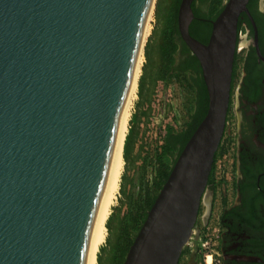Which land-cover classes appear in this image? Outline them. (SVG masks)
Returning a JSON list of instances; mask_svg holds the SVG:
<instances>
[{
    "label": "water",
    "instance_id": "95a60500",
    "mask_svg": "<svg viewBox=\"0 0 264 264\" xmlns=\"http://www.w3.org/2000/svg\"><path fill=\"white\" fill-rule=\"evenodd\" d=\"M194 1H181L178 26L200 61L209 109L123 264H179L203 201L208 215L213 207L209 182L250 0L226 1L208 43L191 33ZM156 3L0 0V264H87Z\"/></svg>",
    "mask_w": 264,
    "mask_h": 264
},
{
    "label": "trees",
    "instance_id": "16d2710c",
    "mask_svg": "<svg viewBox=\"0 0 264 264\" xmlns=\"http://www.w3.org/2000/svg\"><path fill=\"white\" fill-rule=\"evenodd\" d=\"M181 1L182 0H174L173 7L167 17L166 23L161 28L160 32H162V35L159 37V41L154 45H149L147 48L146 56L148 61L151 62V69L148 67L145 68L146 70L141 80L139 92L141 96L140 105L146 100V79L149 77L150 73V81L153 85H156L158 82H164L165 84L179 83L183 88L186 86L188 89H195V111L193 113L192 110L188 108L184 110L185 115L186 111L188 113V120L183 122L181 128L168 127L165 143L161 148H155L147 152H145V141L142 140V142H139L137 138L138 130L136 129H138V125L142 126L143 123L144 126H146L145 130H147L151 122L152 101L148 103V108L146 110H141L140 117L139 114L134 115L131 130L125 142L124 158L127 161L126 173L132 170L135 176L138 175L141 177L144 184H142V190L136 201L130 202V199H127L129 205L125 217L118 219L117 224H114L116 221L115 214H111L112 216L108 219L107 227L111 234L108 242L112 247L109 264L124 263L130 247L134 243L159 192L169 178L179 155L198 126L204 120L209 109V93L199 59L194 54L185 64H181L178 59V55L181 51L183 54L190 52L189 47L181 37L178 26ZM197 1L198 0H195L193 3L196 18L193 20L190 30L194 37L208 43L213 29L212 21L221 13L225 0H201L206 3H211L213 13V18L211 19L201 14V11L196 6ZM136 123L138 124L137 128ZM177 147L178 153L172 162L170 158L173 155V149ZM224 149L225 147L221 145L216 154L209 184H214L215 182L214 171L216 160L218 159L219 153ZM133 152L135 153L132 155ZM122 177L124 179L122 191L125 193L126 183L129 185L134 183L132 180L127 182L128 178L126 174ZM129 219L132 224L128 222ZM104 249L105 248H103V250ZM99 259L101 262L102 257L98 256V264Z\"/></svg>",
    "mask_w": 264,
    "mask_h": 264
},
{
    "label": "flooded vegetation",
    "instance_id": "af4514ba",
    "mask_svg": "<svg viewBox=\"0 0 264 264\" xmlns=\"http://www.w3.org/2000/svg\"><path fill=\"white\" fill-rule=\"evenodd\" d=\"M248 7L250 14L244 12L239 22L248 52L239 89L236 174L224 192L216 190V181L209 184L213 207L209 215L207 208L201 227L206 229L217 220L220 231L215 255L208 258L195 249L188 264H264V0H250ZM241 40L240 35L239 44ZM192 56L191 50L182 53L180 63Z\"/></svg>",
    "mask_w": 264,
    "mask_h": 264
},
{
    "label": "rangeland",
    "instance_id": "374dc122",
    "mask_svg": "<svg viewBox=\"0 0 264 264\" xmlns=\"http://www.w3.org/2000/svg\"><path fill=\"white\" fill-rule=\"evenodd\" d=\"M225 3L224 5L226 4ZM174 0H157L156 6L153 9L152 12V18L149 21V26H150V34L146 40L145 43V48H144V62L142 65V73L139 79V86H138V92H137V97H135L133 104H132V109H131V119H130V124H129V132L131 130L132 126V120L134 118L135 114H139V117L141 116V110L144 111L148 108V103L150 101H154L158 94L164 93V90H167L166 95L167 98H170V96L174 95L172 97L171 102L172 106L176 107L177 110L181 111L182 113V120L180 124L178 125V128H181V125L183 122L188 120L187 116V111L186 115L184 110L190 109L194 113L195 111V100H196V92L195 89H188V87L181 86L179 83H164V82H158L156 85L151 84L150 81V73L149 77L146 79V89H145V102L140 105L141 102V96L139 94L140 92V84L141 80L143 78V75L145 73V68L148 67L151 69V62L148 61V58L146 56V51L149 45H154L159 41V37L162 35L161 28L163 25L166 23L167 17L170 14V11L173 7ZM197 8L201 11V14L205 15L209 19L213 18V13L211 9V3H206L201 0H198L196 3ZM242 36V40L240 41L237 56H236V61H235V67H234V78H233V87H232V98H231V105H230V110L228 114V122H227V127H226V132L223 137L221 145H223L225 148L231 150L234 154V151L237 149V139H238V132H239V123H240V118H241V112H240V100H239V89L240 85L243 80L244 72H245V64H246V59H247V52H248V40L245 35V32H242L240 34ZM244 36V37H243ZM153 47V46H152ZM156 58V56H155ZM179 61L182 60V51L178 55ZM148 64V66H147ZM187 84V82H186ZM185 85V84H184ZM181 100L183 103H181ZM140 105V106H139ZM184 113V114H183ZM141 119V118H140ZM190 120V119H189ZM137 123H136V128H137ZM145 128L144 124L142 123L141 125H138V133H137V138L139 142H142V140L145 141ZM139 134V136H138ZM128 138V136H127ZM126 145V144H125ZM135 152L132 153V155ZM178 153V147L173 149V155L170 158V161L173 162V159L175 158L176 154ZM127 161L125 160V167L122 176L126 174L128 180L127 182H130L131 180L133 181L134 184H127L125 187V193H123V182L124 179L123 177L121 178V186H120V192L118 195V198L116 199V203L113 206V211L112 215L115 214L116 216V221L114 224H117V220L121 219L126 216L127 214V208L129 203H127V199H130V202L136 201L137 198H139V194L141 192L142 184L143 181L140 176H135L133 174V171L130 170L129 173H126V165ZM216 181V180H215ZM216 190L220 192H224L226 188H228L227 185H224L222 182L216 181ZM129 197V198H128ZM219 205V204H218ZM218 205H216L218 207ZM207 204L206 202L203 201L201 210H200V217L198 220V227L195 228V232L193 234V237L191 238V245L187 244V246L184 249L183 255L181 257V262L180 264H188L189 259H191L192 254L194 253V249H197L199 253H202V243L200 241V238L205 236L206 231L201 227L202 226V219L207 211ZM217 210L215 211L216 214ZM214 214V218L216 219ZM111 215V216H112ZM217 220L212 221L213 223H216ZM128 222L132 224L131 220L129 219ZM109 236H111L110 231L108 229V237L106 242L101 246L100 252L98 256L102 257V260L100 262L99 259V264H109L110 261V254L112 252V247L111 244L108 242ZM103 248H105L103 250Z\"/></svg>",
    "mask_w": 264,
    "mask_h": 264
},
{
    "label": "built area",
    "instance_id": "2783aa9c",
    "mask_svg": "<svg viewBox=\"0 0 264 264\" xmlns=\"http://www.w3.org/2000/svg\"><path fill=\"white\" fill-rule=\"evenodd\" d=\"M166 92L167 90H164V93L158 94L157 98L152 101L151 122L147 130H145V152L155 148H161L165 143L167 128H178L182 120L181 111L177 110L175 106H172L171 99L172 97L175 98V96L171 95L170 98H167ZM181 103H183L182 100ZM235 174V156L231 150L225 148L219 153L218 159L216 160L214 178L216 181L222 182L231 188L230 183L235 177ZM204 231H206L205 236L203 235L200 238L202 253L203 256L212 258L216 253L220 228L217 223H212ZM188 244L191 245V241Z\"/></svg>",
    "mask_w": 264,
    "mask_h": 264
},
{
    "label": "bare ground",
    "instance_id": "6f19581e",
    "mask_svg": "<svg viewBox=\"0 0 264 264\" xmlns=\"http://www.w3.org/2000/svg\"><path fill=\"white\" fill-rule=\"evenodd\" d=\"M151 18L152 15L148 20L144 44L146 43V40L150 34L151 29L149 26V21L151 20ZM143 52L139 57L134 82L121 116L111 169L98 206V210L92 228V240L87 264H98V255L101 246L106 242L108 236L107 222L112 214L113 206L116 203V199L118 198L120 192L121 178L125 167V142L129 132L132 104L135 97H137L139 79L142 73V65L144 62Z\"/></svg>",
    "mask_w": 264,
    "mask_h": 264
}]
</instances>
